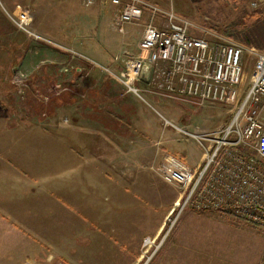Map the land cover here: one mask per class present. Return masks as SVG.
I'll return each mask as SVG.
<instances>
[{"label":"rangeland","instance_id":"1","mask_svg":"<svg viewBox=\"0 0 264 264\" xmlns=\"http://www.w3.org/2000/svg\"><path fill=\"white\" fill-rule=\"evenodd\" d=\"M145 1L163 10L172 9L188 19L195 27L196 37L210 41L222 38L247 48L264 50L247 42L250 40L256 43L264 32V3L254 7L253 3L257 0ZM20 6L31 9L33 13L34 23L31 30L50 41L53 40L47 37L48 34H90V30L86 29L90 21L94 22V41L101 43L105 40V35L112 33L104 31L108 23L100 25L95 21L97 15L103 13L97 4L86 8L82 0H0V31H3V35L0 34V127H48L49 124H54V121L50 120V113H53L51 101L54 97L71 93V89L64 86L38 87L39 82L36 80L32 85L31 78L25 72L12 66V60L15 58L10 57L11 53L7 52L12 46L9 40H24L21 41L26 44L24 47L27 50V43L36 41L18 31L6 16V12L12 13ZM105 15L111 16L107 11ZM251 17L256 18V21L249 20ZM105 19L109 22L107 16ZM149 22V16H145L137 24L126 25L127 33L120 35L125 36V45L131 50L121 53L120 60L115 63L107 57H104V63H94L88 59L93 65L88 72H83L79 79L84 82L111 78L118 82L111 74L121 75L120 69L122 70L127 57L137 54L133 46ZM237 24H244L240 33L234 29ZM114 47L116 49V46ZM95 48L98 50L97 46ZM119 53V50H115L113 59L119 56ZM79 54L74 57L85 59ZM246 60L245 87L250 83L254 66L253 59L247 57ZM11 68L16 71L9 75L7 69ZM66 73L65 69H61V75ZM6 76L9 85L4 82ZM139 86L143 87L142 84ZM83 88L79 86L78 90H84ZM135 97L142 104L143 115L154 124V130L157 132L146 142L142 161L135 168L122 170L120 178L102 174L100 168L95 169L92 183L94 190L89 189L91 185L84 183L83 177V183H79V187H87L93 192L94 198L74 199L79 207L64 200L37 202L35 206L40 214L35 220L38 218L39 224L36 230L31 228L27 243H22L27 247L15 249V262L12 263L10 259H1V262L143 264L145 259L152 257L151 264L260 263L264 251L263 232L221 212L196 211L188 207L179 213L181 192L165 184L150 169L151 164L157 162L164 154H183L189 166L203 157L204 150L197 142L191 138L187 139L173 127H165L163 118L173 122L175 126L188 129L191 133L214 131L228 122L230 105L198 106L156 96L151 92L143 93V99ZM62 98L65 107L61 109L62 118L55 123L57 129L70 126L66 117L70 112V99L69 96ZM79 154L84 155L82 152ZM82 158L84 162L88 161L84 156ZM80 191L78 195L82 194ZM146 238H151L155 243L143 247ZM143 256L145 258L141 261Z\"/></svg>","mask_w":264,"mask_h":264},{"label":"built area","instance_id":"2","mask_svg":"<svg viewBox=\"0 0 264 264\" xmlns=\"http://www.w3.org/2000/svg\"><path fill=\"white\" fill-rule=\"evenodd\" d=\"M96 3L97 0H82L86 8ZM109 3L118 8L114 22L121 33L126 25L137 24L145 16L150 19L137 43V54L127 57L121 75L111 74L127 94L143 99V93L151 92L181 103L231 107L228 122L214 131L191 133L163 118L165 127H173L204 150L197 169L175 154H164L151 164L158 178L181 192L179 213L188 207L221 212L264 233V50L222 38L210 41L196 37L188 19L145 0ZM262 3L264 0H257L253 6ZM6 16L29 38L55 45L31 30V9L18 7L12 13L6 12ZM247 57L254 60V66L245 87ZM154 243L146 238L143 247ZM151 258L143 264H151ZM259 264H264V251Z\"/></svg>","mask_w":264,"mask_h":264},{"label":"crops","instance_id":"3","mask_svg":"<svg viewBox=\"0 0 264 264\" xmlns=\"http://www.w3.org/2000/svg\"><path fill=\"white\" fill-rule=\"evenodd\" d=\"M96 4L103 13L98 14L95 21L100 25L108 23L104 31L112 33L105 35L101 43L94 41V22L91 21L86 28L91 33L84 36L81 32L48 34L47 37L55 45L32 41L27 43V50L24 47L26 44L22 43L24 40H9L12 46L11 51L7 52L15 58L12 66L25 72L31 78L32 85L36 80L38 87L64 86L71 89V93L64 94L70 99V112L66 116L70 126L58 129L55 126L63 116V95L51 101L53 113H50V120L54 124L43 128L0 127V264H4L1 259L15 262V249L27 247L22 243H27L30 230H36L39 224L38 218L35 220L40 214L35 206L37 202L64 200L79 207L74 199L94 198L91 190H94L95 169L100 168L102 174L120 178L122 170L135 168L142 161L146 142L152 138V134L157 133L154 124L143 115L140 100L133 94H127L116 80L105 78L83 82L79 79L83 72H88L92 67L88 59L94 63H104V57H107L115 63L124 52L131 50L125 45V36L120 35L126 34V30L121 33L115 26L118 8L109 5V0H98ZM104 10L111 16L105 15ZM0 34L3 35V31ZM137 43L133 46L135 52ZM115 50L120 53L113 59ZM72 53H80L85 59H76ZM14 68L7 69V73L14 74ZM61 69L67 73L61 75ZM8 80L6 76L4 82L7 85ZM79 86H83L84 90H78ZM82 156L88 161L84 162ZM178 156L185 161L183 154ZM202 161L203 157L190 167L197 169ZM83 177L84 183L91 185L90 191L87 187H79ZM80 190L82 194L78 195Z\"/></svg>","mask_w":264,"mask_h":264},{"label":"trees","instance_id":"4","mask_svg":"<svg viewBox=\"0 0 264 264\" xmlns=\"http://www.w3.org/2000/svg\"><path fill=\"white\" fill-rule=\"evenodd\" d=\"M249 20H253L256 21V18L251 17ZM244 24H237L234 26V29L237 31V33H240L241 28H243ZM249 44H254L255 46H257L258 48H263L264 49V32L262 33V35L258 38V41L255 43L254 41H247ZM121 71V69H120Z\"/></svg>","mask_w":264,"mask_h":264}]
</instances>
